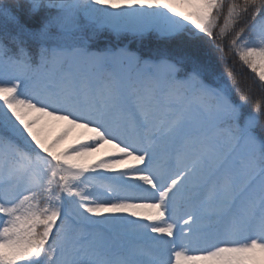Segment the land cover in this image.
Returning a JSON list of instances; mask_svg holds the SVG:
<instances>
[{"label": "snow or ice", "instance_id": "6c2138e0", "mask_svg": "<svg viewBox=\"0 0 264 264\" xmlns=\"http://www.w3.org/2000/svg\"><path fill=\"white\" fill-rule=\"evenodd\" d=\"M0 9V264H264V96L245 115L252 89L202 55L264 91V0Z\"/></svg>", "mask_w": 264, "mask_h": 264}, {"label": "trees", "instance_id": "16d2710c", "mask_svg": "<svg viewBox=\"0 0 264 264\" xmlns=\"http://www.w3.org/2000/svg\"><path fill=\"white\" fill-rule=\"evenodd\" d=\"M6 3H12V0H6ZM22 6H27V0H21ZM13 14L17 13V9L15 7H12L11 9ZM51 12H55V9L50 10ZM43 15V13H41ZM27 19V18H26ZM39 17L35 18L34 20H30L29 23H38ZM5 31H8L9 33L14 34L15 29L12 28L11 25H6L4 21V16L2 14V9H0V36L4 34ZM94 43L100 47H112L117 44H126L127 47L138 49L143 53H148L152 49H154L159 45L158 41L155 37L152 38H146L143 42L136 41L132 39L131 37L128 38H119L112 36L111 34H103L100 37H98ZM225 44H227V40L225 41ZM27 48L30 50L32 55V62L34 64H38L39 62V48H40V42L34 41V40H28L27 41ZM48 47L52 46V42H48ZM227 51V49H225ZM202 55L204 58L210 60L214 65L218 73L220 74H226L228 71H232L234 74H236V77L239 81L238 87L241 90L246 91L247 89H252V96L248 101V104L243 107V112L245 115L250 113L252 111V107L256 100L260 99L261 96H264V91L261 90L256 78L251 73L249 69H247L245 66H242L238 59L235 57H230L227 61L220 60L219 56L220 53L217 52L210 44H206L203 48ZM183 75V73H182ZM226 78V76H225ZM233 99L239 100V93L233 92ZM243 123V121H241ZM253 134L256 135L257 139L260 141L261 144H264V117L261 118L260 123L257 125L255 129L252 130Z\"/></svg>", "mask_w": 264, "mask_h": 264}, {"label": "rangeland", "instance_id": "374dc122", "mask_svg": "<svg viewBox=\"0 0 264 264\" xmlns=\"http://www.w3.org/2000/svg\"><path fill=\"white\" fill-rule=\"evenodd\" d=\"M123 46H127L126 44H117L115 46H112V47H123ZM51 47V46H50Z\"/></svg>", "mask_w": 264, "mask_h": 264}]
</instances>
